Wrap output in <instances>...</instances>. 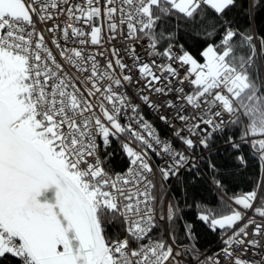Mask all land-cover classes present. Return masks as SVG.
<instances>
[{
	"label": "snow or ice",
	"instance_id": "1",
	"mask_svg": "<svg viewBox=\"0 0 264 264\" xmlns=\"http://www.w3.org/2000/svg\"><path fill=\"white\" fill-rule=\"evenodd\" d=\"M0 264H264V0H0Z\"/></svg>",
	"mask_w": 264,
	"mask_h": 264
},
{
	"label": "trees",
	"instance_id": "2",
	"mask_svg": "<svg viewBox=\"0 0 264 264\" xmlns=\"http://www.w3.org/2000/svg\"><path fill=\"white\" fill-rule=\"evenodd\" d=\"M256 176H257V169L255 168L251 169L249 173L245 176H239L238 174V178L232 184L233 192L239 194L247 191L251 187L252 181L256 178ZM224 211L227 212L228 210L225 209ZM215 243H216L215 238L209 235L202 241V246L211 247Z\"/></svg>",
	"mask_w": 264,
	"mask_h": 264
},
{
	"label": "built area",
	"instance_id": "3",
	"mask_svg": "<svg viewBox=\"0 0 264 264\" xmlns=\"http://www.w3.org/2000/svg\"><path fill=\"white\" fill-rule=\"evenodd\" d=\"M45 35H49L47 32H45ZM113 44H115L117 47H120V44L118 41H112ZM144 113L146 115V118L149 119L150 121L155 122L154 120V116L155 114L153 112H151L150 110H148L147 108L144 109ZM257 222H259V217L256 218ZM250 231V229H249ZM217 246V243H215L213 246H211L210 248H215Z\"/></svg>",
	"mask_w": 264,
	"mask_h": 264
}]
</instances>
